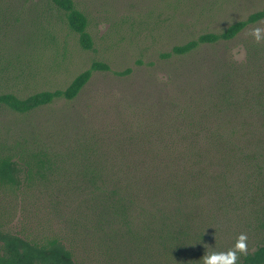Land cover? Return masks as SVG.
<instances>
[{"label": "rangeland", "instance_id": "obj_1", "mask_svg": "<svg viewBox=\"0 0 264 264\" xmlns=\"http://www.w3.org/2000/svg\"><path fill=\"white\" fill-rule=\"evenodd\" d=\"M73 1L91 49L53 0H0V94L64 90L93 62L110 67L73 100L28 114L0 106V154L49 155L42 175L29 177L21 162L17 186L0 181V238L58 241L75 264H204L205 254L235 250L241 233L255 250L264 239V40L251 32L264 19L187 58L164 54L264 0ZM206 127L223 138L213 150ZM192 142L207 151L202 178L183 202H168L161 179L191 185ZM121 189L132 197L127 223L101 217L92 197Z\"/></svg>", "mask_w": 264, "mask_h": 264}, {"label": "trees", "instance_id": "obj_2", "mask_svg": "<svg viewBox=\"0 0 264 264\" xmlns=\"http://www.w3.org/2000/svg\"><path fill=\"white\" fill-rule=\"evenodd\" d=\"M54 4L63 11L70 30L79 35L80 44L84 49H91L93 46L92 36L88 30L89 22L87 16L78 9L73 0H53ZM264 19V7L250 14L246 19L237 21L221 32H207L200 35L197 39L190 40L184 44L176 45L172 51L164 54L165 58L179 57L187 58L193 52L203 46L216 47L219 44L227 43L237 38L248 27L255 25ZM110 67L102 62H93L91 67L77 75L64 90L41 91L26 97H21L15 93L0 94V106L19 113L28 114L42 107L53 104L57 100L75 99L90 81L93 72L96 70H109ZM225 79V78H224ZM203 130V129H202ZM210 134V147L213 150L219 147L223 141L217 132L210 128H205ZM191 153L192 168L188 172V181L175 178H162L163 182L159 190L165 192L166 201L183 202L182 192L190 191L194 194L198 179L202 178L201 171L205 169L203 160L206 149L198 143L192 142L187 148ZM48 153L44 150L30 152L27 154L21 151L4 152L0 154V181L12 186H17L18 174L21 162L24 163L29 177L35 174H43L49 167ZM28 158V159H27ZM93 176V175H92ZM91 176V178H92ZM151 187V184L148 185ZM121 190H112L110 193L92 192L94 200H98L101 217L111 216L115 221L119 220L127 223L129 212L127 208L131 204V195H125ZM126 193V192H125ZM0 264H75L74 257L62 243L51 241L45 244H35L24 240L15 235H3L0 238ZM237 264H264V239L253 251H246L237 255Z\"/></svg>", "mask_w": 264, "mask_h": 264}, {"label": "clouds", "instance_id": "obj_3", "mask_svg": "<svg viewBox=\"0 0 264 264\" xmlns=\"http://www.w3.org/2000/svg\"><path fill=\"white\" fill-rule=\"evenodd\" d=\"M261 22L264 23V21ZM251 35L257 42L264 40V28H254L251 32ZM233 56L235 59L240 58L238 55H236L235 50H233ZM246 241L247 235L245 233H241L234 246L235 250L230 249L227 252H212L211 254H205L202 258L204 264H237V250L240 253H246Z\"/></svg>", "mask_w": 264, "mask_h": 264}]
</instances>
